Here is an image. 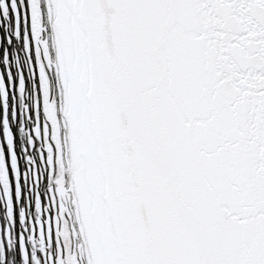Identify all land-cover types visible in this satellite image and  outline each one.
I'll list each match as a JSON object with an SVG mask.
<instances>
[{"label":"snow or ice","instance_id":"6c2138e0","mask_svg":"<svg viewBox=\"0 0 264 264\" xmlns=\"http://www.w3.org/2000/svg\"><path fill=\"white\" fill-rule=\"evenodd\" d=\"M0 264H264V0H0Z\"/></svg>","mask_w":264,"mask_h":264}]
</instances>
